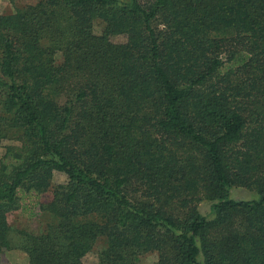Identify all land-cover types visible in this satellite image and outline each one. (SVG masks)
Here are the masks:
<instances>
[{
  "label": "trees",
  "instance_id": "obj_1",
  "mask_svg": "<svg viewBox=\"0 0 264 264\" xmlns=\"http://www.w3.org/2000/svg\"><path fill=\"white\" fill-rule=\"evenodd\" d=\"M0 146V248L28 264H264V0L0 13ZM37 205L15 245L9 214Z\"/></svg>",
  "mask_w": 264,
  "mask_h": 264
},
{
  "label": "rangeland",
  "instance_id": "obj_2",
  "mask_svg": "<svg viewBox=\"0 0 264 264\" xmlns=\"http://www.w3.org/2000/svg\"><path fill=\"white\" fill-rule=\"evenodd\" d=\"M38 0H0V13L4 12H11L15 9L17 6H22L26 4H33L36 3ZM102 25L96 26V31L101 32ZM113 40L116 42H122L125 41V36L122 35H115L113 36ZM5 152V147L0 146V158ZM65 176L61 173L56 174V181L57 182H64ZM51 194L47 193L45 194L41 200L46 201L50 198ZM231 198L234 199H244V200H252L257 199L259 197V194L250 188L247 187H233L230 192ZM199 209L200 211L211 217L212 212V202L208 200H203L199 203ZM8 221L11 225V237L13 239V242L15 245H17L20 242V232L22 230H30V231H38L39 228L44 224L45 218L43 217V214L40 211V207L37 205L33 208V211L29 210H23L22 208L19 210H15L9 214ZM104 243L100 242L96 245L95 248L102 247ZM202 260V255L200 256ZM98 259L97 253L90 252L84 257V261L87 264H92L96 262ZM28 254L27 252L20 248V247H14L11 249H3L0 248V263L1 264H28ZM158 260V254L155 252H150L141 255L140 260L138 261V264H156Z\"/></svg>",
  "mask_w": 264,
  "mask_h": 264
}]
</instances>
